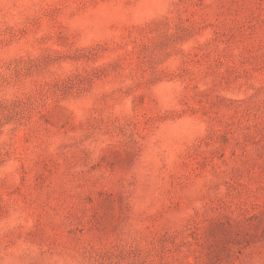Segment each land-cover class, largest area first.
<instances>
[{"label":"rangeland","instance_id":"rangeland-1","mask_svg":"<svg viewBox=\"0 0 264 264\" xmlns=\"http://www.w3.org/2000/svg\"><path fill=\"white\" fill-rule=\"evenodd\" d=\"M0 264H264V0H0Z\"/></svg>","mask_w":264,"mask_h":264}]
</instances>
